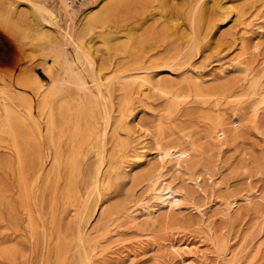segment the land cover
Returning a JSON list of instances; mask_svg holds the SVG:
<instances>
[{"label":"bare ground","instance_id":"obj_1","mask_svg":"<svg viewBox=\"0 0 264 264\" xmlns=\"http://www.w3.org/2000/svg\"><path fill=\"white\" fill-rule=\"evenodd\" d=\"M58 6L64 25L42 0H0L1 13L41 40L49 82L37 83L34 100L0 88V255L22 257L27 243L29 264H96L125 227L171 234L191 226L192 215L204 219L195 195L206 193L216 158L224 162L229 144L240 149L249 134H262L264 56L257 70L243 42L211 77L194 69L222 15L215 0H183L176 12L170 0H100L78 24L69 0ZM234 8L243 23L246 10ZM98 41L113 49L99 62ZM258 196L235 188L219 198L227 233L261 210ZM188 208L195 213L182 214ZM212 240L219 255L228 252L225 235ZM189 246L168 247L187 264Z\"/></svg>","mask_w":264,"mask_h":264},{"label":"rangeland","instance_id":"obj_2","mask_svg":"<svg viewBox=\"0 0 264 264\" xmlns=\"http://www.w3.org/2000/svg\"><path fill=\"white\" fill-rule=\"evenodd\" d=\"M42 1L53 7L59 22L64 25L66 16L58 6L59 0ZM69 1L74 9L72 22L78 24L86 12L96 8L100 0ZM215 1L218 3L215 10L222 15L217 17L219 20L215 22L216 25L212 26L208 37L201 43L199 52L192 58V62L201 61L194 69L201 71L205 78L211 77L210 73L227 66V61L240 51L241 44L245 42L249 47V56L254 59V66L259 70V62L264 56V0H235L233 4L227 5L225 2L228 0ZM170 2L176 12L183 0ZM235 5H242L246 10L243 23L235 17ZM228 8L230 13L225 17L223 13ZM156 17L157 21L161 20L159 15ZM40 43L41 40L33 33L32 27L0 12V88L10 95L34 100L39 84L41 89L47 87L49 82L41 74L42 65L36 50ZM255 44H259L257 49L252 48ZM93 49L98 62L101 53L113 51L107 49L102 41L94 44ZM147 116L143 115L140 123L135 125L136 134L144 131ZM244 145L238 149L229 144L231 149L225 150V161L222 162L217 157L213 176L204 180L206 193H196L195 202L208 212L203 220L192 215L191 226L171 234H147L136 225L125 227L122 236L110 244L104 256L97 258L96 264H180L178 257L168 247L170 242H177L182 247L184 243H189L190 246L192 244L189 246L191 250L189 247L184 248L188 252L185 253V257L189 258L187 264H227L235 254L237 260L233 264H245L247 261L264 264V127L262 134H249ZM256 158L262 163L263 174L254 172ZM239 165L243 168H237ZM235 188L257 189L259 196L255 200L260 204L261 210L257 214L247 213L227 233L229 228L218 200ZM190 213L194 214V209H183L182 214ZM140 220L141 218L138 219ZM213 234H222L228 239L230 248L226 254H218L213 244ZM23 249V256L17 255L15 259L0 255V264H29L32 251L27 243L23 244Z\"/></svg>","mask_w":264,"mask_h":264}]
</instances>
